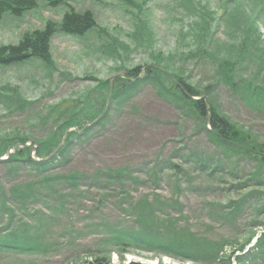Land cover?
Listing matches in <instances>:
<instances>
[{
    "label": "rangeland",
    "instance_id": "obj_1",
    "mask_svg": "<svg viewBox=\"0 0 264 264\" xmlns=\"http://www.w3.org/2000/svg\"><path fill=\"white\" fill-rule=\"evenodd\" d=\"M59 1L53 7L40 3V7L18 19H0V44L17 41L24 32L43 27L46 20L58 22L62 13L70 9L80 13L91 11L96 28H105L107 35L97 29L82 38L56 33L51 40L53 65L30 60L15 66H0V137L7 133L43 137L52 128L51 123H46V119L43 123L41 118L50 105L76 99L93 83L90 77L103 80L118 73L115 68L150 62L153 51L164 57L169 54L174 60L178 58L172 70L185 78L183 83L200 90L211 85L215 96L212 99L221 112L264 134V111L258 110L253 98L249 101L252 105L244 104L240 97L242 87H230L219 79L214 67L202 59L201 49L194 52L196 56L182 57L197 48L191 26L197 22L194 31L201 28L199 6L208 2L209 10L218 17L221 9L217 4L224 0H192V11L182 6L188 0ZM141 22L146 27L135 32ZM255 23L261 35H256L257 41L264 47V21L259 17ZM211 30L214 39L228 45L241 39L240 28L233 34L237 39H228V31L221 26L217 32L213 27ZM110 37L130 49L124 54L120 50V58L111 57L103 49ZM221 46L219 52L224 54L226 49ZM240 62L247 81L255 74L256 63L247 59ZM24 75L26 80H17ZM259 80L257 75L256 82ZM15 89L21 99H10ZM60 123L58 120L57 125ZM215 151L207 134L196 127L194 120L180 115L175 106L144 86L120 112L113 113L105 126L92 128L82 141L74 138L68 163L48 172L66 173L73 169L91 176L105 168L128 167L123 179L116 175L107 178L103 172L99 179L81 181L73 192L63 186V195L31 202L21 212L16 210L11 221L7 216L0 217V236L19 231L20 221L26 222L32 231L30 242L35 247L26 253L0 249V264H85L95 257H103L109 264H126L128 259L145 264H236L247 250H251L250 259L246 258L244 264H264V189L251 193L253 181L247 178L250 164L245 162L220 160L218 168L213 170L215 175L208 174L199 162V155L214 158ZM8 168L0 164L4 190L8 183L23 190L25 182L35 176L28 169L9 176ZM218 170L224 173L219 174ZM140 201L148 202L150 213L156 217L166 218L170 229H186L195 242L213 244L219 249L209 257L206 251L191 253L178 248L173 250L175 254H166L157 243H132L131 235L140 230L137 223ZM10 202L14 204L13 200ZM38 209H44L45 213L35 215L34 210ZM142 214L145 215V210ZM166 225L150 226L153 242L169 241ZM179 231L171 230L170 238L176 240ZM179 244L182 246L179 242L176 247Z\"/></svg>",
    "mask_w": 264,
    "mask_h": 264
},
{
    "label": "trees",
    "instance_id": "obj_2",
    "mask_svg": "<svg viewBox=\"0 0 264 264\" xmlns=\"http://www.w3.org/2000/svg\"><path fill=\"white\" fill-rule=\"evenodd\" d=\"M62 1V0H61ZM42 2L45 5H56L59 4V0H0V15L7 13L10 16H20L23 11L31 10L36 8L39 3ZM253 16H249V12L245 13L241 11L243 8L233 9L230 13L228 12L222 20L224 21V25L228 36V39H237L233 37V34L236 33L237 29H242L241 40L233 41L232 44H226L220 42L218 39H214L213 33L211 30L212 24L208 22V13L202 11V25L201 28L194 31V25H192V30L194 32V37H196L195 45L197 48L195 51L189 53L191 56H196L194 52L198 53V49L202 50V59L206 62H209L216 72V75L219 79H222L223 82L227 83L230 87L238 86L242 87L240 97L244 102L250 101L253 98L254 101L258 102L261 108H264V47L261 43H258L256 35H258L259 27L255 23V16L258 18V14H264V0H253ZM241 14H244L241 16ZM243 17L241 20L240 18ZM212 19V18H211ZM221 20V18H220ZM219 22V21H217ZM244 27H240V26ZM215 28V32L218 31L220 27V23L213 25ZM61 31L65 34L71 35H84L88 33L91 29H93V20L91 17L90 11H85L83 13L76 12L74 9H70L68 11L63 12L60 21L54 22L51 20H46L45 24L42 28H36L33 30H28L23 33L22 37L16 44L8 43V44H0V65L12 64V63H23L27 61L29 57H37L39 58L43 64L50 65L51 61V52H50V39L56 30ZM214 32V31H213ZM214 32V33H215ZM220 42V44L218 43ZM202 45V47L200 46ZM222 45L226 52L221 54L219 52V46ZM240 45V46H239ZM239 46V47H238ZM238 47V48H237ZM233 50V52H231ZM247 55V57H246ZM184 57H188L183 55ZM241 59H247L248 61H255L256 69L255 74L248 80L245 81L244 76L242 75L243 62H240ZM165 68L171 70V73L174 75L176 80L179 83H182L185 89L192 96H199L202 92L207 96L209 102V123L211 129L208 130L204 124V117L206 115L205 105L203 100H190L186 96H184L177 86L173 84L170 79L166 78V75L159 70H150L147 72L146 76L140 82V84L147 82L149 79L155 87L157 93L162 97H167L166 101L172 103L177 110L186 117L192 118L196 122V126L199 129H203L207 135L211 138L213 146L216 151L214 153L215 156H222L223 159L241 161L242 163L250 164V168L247 171V178L253 181L252 192L258 193L260 190L264 189V156H259L247 150H242L235 146L233 143H239L243 146H249L255 149H260L264 151V140L259 141L257 134L254 136H250L249 133L243 131L240 127H238L233 121L219 110L216 102L212 99L214 98L213 90L214 87L211 85L202 86V90H200L196 86H191L183 83L185 78L179 75L176 71L172 69L175 68L174 61L169 62V60H164L159 62ZM240 63V64H239ZM181 68V67H178ZM259 75L261 80L256 82V76ZM244 80L245 82H243ZM240 83V85L238 84ZM137 86L139 83H135ZM134 85H128L126 89L122 92V94H128L130 91L134 90ZM239 88V89H240ZM119 89L114 93L115 99L114 102L118 103L123 101L125 97H122V94H119ZM264 110V109H263ZM67 113V114H64ZM52 121L59 119L66 125L77 123V120L74 121L75 116L71 112V110H60L58 112H52ZM63 124V125H64ZM62 125V126H63ZM65 126L59 128L57 127L53 131H50L46 137V141L38 142L39 146L43 148V150H47L51 144H54L58 141V129L63 131ZM18 134V133H17ZM24 136L20 137L19 135L10 136L11 142L12 140H27L29 138L28 135L23 134ZM78 139H84L85 135L79 136L76 135ZM218 148H220L218 150ZM65 154L67 152V147L64 149ZM235 157V159L231 157ZM199 162L202 163V167L206 168V171L211 173L209 165L216 166V161L214 164L212 163L210 157L202 155L199 156ZM240 162V163H241ZM234 166L231 167L233 169ZM128 167H123L121 169H111L105 168L103 170H97L94 172L93 179L99 178L101 173H105V176L108 178L111 175H116L118 179H123L124 171H127ZM234 170V169H233ZM211 175V174H210ZM66 179H70L72 184L74 185L76 177L74 174L72 176L66 175ZM239 182V181H238ZM240 184H237L236 187H239ZM254 187V188H253ZM19 189V187H17ZM18 191V190H17ZM18 193H20L18 191ZM25 196V192H22ZM142 199V198H141ZM145 197L143 198V200ZM156 200V199H155ZM137 223L140 226L139 233H133L131 236L132 243H148L150 242L157 243L158 247L161 249L162 253L166 254H175L173 250H178V248H184L191 253H196L198 251H206L208 256L210 257L212 253H215L219 248L215 247L213 244H201L189 236V233L186 229H170V226L165 218L156 217L154 214L150 213L149 208L150 204L146 201L137 202ZM176 203V201H173ZM158 205L163 206V203L157 202ZM4 209V208H3ZM145 210V215L142 214V211ZM4 211V210H2ZM162 224L165 226V235L169 237L168 242H163L165 244H161V241H154L153 230L150 226H160L161 224H157L156 222H164ZM169 226V227H168ZM157 229V228H156ZM179 231L176 240L170 238V231ZM148 238V239H147ZM150 239V240H149ZM152 239V240H151ZM182 242V246L176 247V244ZM126 245V244H125ZM184 250V251H185ZM250 253V252H249ZM187 257H190L187 253L185 254ZM185 256V257H186ZM246 258L250 259V254H246V256L241 257V261L238 264H244ZM86 264H109L107 260L103 257H95L91 262ZM130 264H141L138 262H132ZM229 264V263H227Z\"/></svg>",
    "mask_w": 264,
    "mask_h": 264
},
{
    "label": "water",
    "instance_id": "obj_3",
    "mask_svg": "<svg viewBox=\"0 0 264 264\" xmlns=\"http://www.w3.org/2000/svg\"><path fill=\"white\" fill-rule=\"evenodd\" d=\"M180 88H181V90L184 92V94H185L186 96H189L188 93H187V91H186L183 87H180ZM191 98H192V97H191ZM203 99L205 100V106H206V108H207V107H208V103H207L205 97H203Z\"/></svg>",
    "mask_w": 264,
    "mask_h": 264
}]
</instances>
